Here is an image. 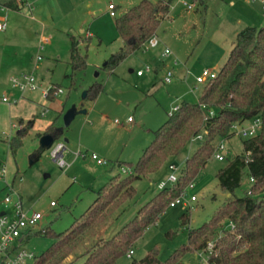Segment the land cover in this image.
Here are the masks:
<instances>
[{"label":"rangeland","instance_id":"374dc122","mask_svg":"<svg viewBox=\"0 0 264 264\" xmlns=\"http://www.w3.org/2000/svg\"><path fill=\"white\" fill-rule=\"evenodd\" d=\"M112 1L119 7L115 18L108 11L110 0H93L96 13L85 18L84 22V30L92 34V39L86 45H80L82 53L86 55V69L73 77L70 36L60 35L62 37L54 41L53 47L47 46L49 43H40L39 37L32 40V34L27 30L17 34L22 38L18 40L13 35L17 30L13 23L18 18L15 11L0 13V17L5 16L9 23L7 31L0 30V45L9 41L23 46L28 57L26 65L19 72L0 75V98L5 96L8 99V103L0 101V107L6 108V111H0V161L8 167L13 165L18 171L15 189L23 197L25 205L43 214L41 225L50 226L55 233L70 229L75 220L94 203L98 191L113 177L119 175L124 179L129 176L123 172L124 169H114V162L120 160L135 165L154 140V131L167 121L175 106L183 101L198 102L204 85H196V77L204 70L218 72L224 67L240 31L247 27H264V4L260 2L171 0L170 14L161 21L156 32L160 44L156 48L141 49L129 55L110 75L102 67L112 54L123 47L115 26L116 18L142 0ZM189 5L191 9H188ZM253 15L256 16L255 21ZM27 20L31 22L24 17L21 19L25 28ZM76 33L80 34V29ZM70 34L77 37L73 32ZM40 46H43L40 52L42 60L36 64ZM166 48L171 51L169 56L163 55ZM15 50L9 46L7 49L0 48V66L19 60L20 54H16ZM148 65L151 66L150 71L146 70ZM140 71L143 72L141 76L138 75ZM169 71L175 78L172 84L164 82ZM26 73L35 75L37 90L23 93L12 86L9 81L11 77ZM96 83L103 85V91L94 101L87 100V91ZM51 86L60 87L62 92L57 91L52 108L45 110L42 103ZM23 96L33 99L36 104L23 101ZM60 104L63 111L57 113L56 106ZM21 118L26 120L22 124L18 122L21 127H12V120ZM128 118H131L130 123L127 122ZM33 119H36L35 128L31 123ZM115 120L123 122V125L115 123ZM48 122H55L62 129L61 140L50 141L31 164L32 155L40 148L39 130ZM25 129L27 135L23 145L14 156L9 145L13 139L10 133L16 136L19 130ZM61 141L66 142L67 146L65 169L50 157L53 148ZM226 144L230 157L243 151L242 140L238 137H232ZM200 145L199 140L189 143L178 157L170 159L157 173L137 181L136 196L92 230L62 264L81 263L79 257L87 247L98 239H110L132 220L160 191L161 183L172 186L167 182L168 178L172 174H181L187 159ZM93 154L108 164L98 165ZM170 165L176 168L170 169ZM225 165L226 162H220L213 156L192 183L193 187L185 190L183 199L188 200V205L182 202L176 207L169 206L158 222L137 241L132 257H123L118 264H130L132 259H142L154 249L158 251L159 259L166 261L187 244L190 232L209 222L229 200V195L221 189L217 180L218 171ZM248 182L245 178L239 195L248 189ZM2 188L3 183L0 182V202L7 194L5 190L1 192ZM192 196L196 197V201L191 202ZM52 201L56 202V207H51ZM183 216L186 221L182 219ZM225 226L228 228L230 224ZM219 236H222L221 232ZM52 243L49 237L33 236L24 242L22 248L33 252L37 258ZM183 260L185 264L201 263L198 252L186 254ZM34 263L35 258L26 264Z\"/></svg>","mask_w":264,"mask_h":264},{"label":"trees","instance_id":"16d2710c","mask_svg":"<svg viewBox=\"0 0 264 264\" xmlns=\"http://www.w3.org/2000/svg\"><path fill=\"white\" fill-rule=\"evenodd\" d=\"M15 3L13 0L6 5L14 7ZM170 11L171 0H142L116 18L115 26L123 47L111 55L102 69L112 74L129 55L143 49ZM70 38L73 77L85 71L86 55L80 49L79 38ZM201 85L204 88L198 102L183 101L177 111L169 114L167 121L154 131V140L135 165L120 160L114 162V169L127 170L125 173L129 176L123 179L116 175L104 185L91 207L75 220L70 229L55 233L46 226L44 232L28 238L44 236L53 240L40 257H35L34 264H62L92 230L136 196L137 181L157 173L170 159L178 157L193 138L203 133L200 147L187 159L177 182L160 189L110 239H98L79 257L82 259L79 264H118L121 258L134 250L145 231L155 225L167 208L185 193L214 156L218 143L235 137L232 126H244L259 117L262 119L259 134L240 138L243 151L234 157L228 155L222 161L226 162L225 167L217 173L219 186L229 195L227 203L209 222L192 230L188 243L166 261L160 260L158 251L154 249L142 259H132L130 264H185L183 258L186 254L206 251L213 241L211 264H264V27H247L240 31L227 63L217 72L215 79ZM60 89L51 87L46 98L55 101V93ZM103 89L102 84L96 83L87 91L86 99L94 101ZM26 135L27 129L19 130L10 141L14 156ZM62 135V129L55 122L38 133V137L47 136L52 140H59ZM45 148L41 146L32 155V162ZM245 178L248 181L252 178L254 182H248V189L239 195ZM182 219L186 221L185 216ZM227 223L230 224L228 228L225 226ZM220 232L222 236H219Z\"/></svg>","mask_w":264,"mask_h":264},{"label":"built area","instance_id":"2783aa9c","mask_svg":"<svg viewBox=\"0 0 264 264\" xmlns=\"http://www.w3.org/2000/svg\"><path fill=\"white\" fill-rule=\"evenodd\" d=\"M17 2L25 3L27 5H30L29 0H17ZM247 2H260L264 4V0H247ZM192 6H188V9H191ZM109 10L111 12V16H116L115 12V5L110 4ZM10 8L6 6L5 4H0V12L6 13L9 12ZM9 28L8 20L5 16L0 17V30L1 31H7ZM49 41L48 38H44L43 42L47 43ZM160 44L158 36L154 35L152 36L149 41L145 44L143 49H152L156 48ZM40 50H43V46H40ZM171 54V51L169 49H165L163 55L169 56ZM38 60H41V56H38ZM147 71L151 70V66L148 65L146 68ZM138 75H143V72H138ZM217 76V72L211 71V70H204L200 76L196 77V85L205 84L209 80L215 79ZM174 80V74L169 71L167 72L166 76L164 77V82L166 84H171ZM10 82L12 83V86L15 89H18L21 92H27V91H35L38 89V83L35 75L33 73H26L22 76H14L10 79ZM49 91V90H48ZM48 91L45 93V97L47 96ZM58 92H62V90H58ZM57 93V92H56ZM55 93V94H56ZM0 101L3 103H7L8 99L7 97L0 98ZM179 109V105L175 106L170 114L177 111ZM128 121H131V118L128 119ZM117 123H119L118 120H116ZM262 128V119L255 118L252 120L251 123L247 125H233L232 126V134H234L235 137L238 138H251L255 137L259 134ZM204 138V134H199L197 137L192 139V142H195L197 140L202 141ZM228 140H221L217 147L214 154V158L220 162L224 161L226 157L230 153V149L228 148V145L226 144ZM66 148L64 144H57L53 150L50 153L51 159L56 162V164L62 168L65 169V166L67 165L64 160V154H65ZM93 159L97 161L99 165H104L107 162L103 159L98 158L97 155H92ZM108 164V163H107ZM175 165H170V169H175ZM125 173V170L123 171ZM7 174V169L5 165L1 167V176L2 178H5ZM178 180V176L172 174L167 182H169L171 185L175 184ZM250 183L254 182V179L249 180ZM167 187V184L161 183L159 185L160 189H163ZM193 184L189 186V188H192ZM6 196L4 199L0 202L2 204V208H0V264H26L29 260H32L35 258V254L33 252H29L26 249H23L22 246L28 238L37 232H44L46 229L45 225H41V222L44 218L43 214L41 212H38L32 208H29L25 206L22 196L19 193L18 190L15 189V187L8 183L6 184ZM185 196V193L182 194L176 201H174L171 204V207H176V205L181 204L184 202V205H188V200L183 199ZM196 201V197H191V202ZM51 206H56V202H51ZM215 246V243H210L206 251H201L199 253L200 257V264H211L210 263V257L213 253V248ZM133 254V251H131L127 257L131 258Z\"/></svg>","mask_w":264,"mask_h":264},{"label":"crops","instance_id":"0c3cea01","mask_svg":"<svg viewBox=\"0 0 264 264\" xmlns=\"http://www.w3.org/2000/svg\"><path fill=\"white\" fill-rule=\"evenodd\" d=\"M10 1H13V0H8V1L6 0L4 2L0 1V4L6 5ZM15 1H16V3L14 4V7H9V6L8 7L10 8V11H15L14 13L18 17L15 20H13V23L15 25L14 27L17 28V30H15L16 31L15 34H13V35H15V37H17L18 40H21L22 38L17 34L20 33V31H26L27 30L26 32H29L30 34H32V40H33V38H34V40H36L39 37L40 43H41V41H42V43H44L43 39L45 37H47L49 39V41L46 43V44L49 43L47 46L53 47L54 41L56 39H59L60 37H62L60 35H64L65 37L73 36L70 33L73 32V33L77 34L76 30L80 29V34H77V37L79 38L80 45L84 46V45H86L87 41L88 42L91 41L92 34L89 31L84 30V22H85V18H87L90 15L91 16L95 15V13H96V10L93 9V0H29L30 5L17 2V0H15ZM110 4L115 5V12H116V16H117V12H118L119 7L114 3V1L110 0V2L108 4V11L110 13V16H111V12L109 10ZM10 11H9V13H10ZM116 16H114V17L111 16V17L115 18ZM23 17L31 20V22H29L28 20L26 21V26H27L26 28L23 27V21H21V19H23ZM253 18L255 21L256 16L253 15ZM8 42L5 45L1 44L0 48L7 49V47L9 46V47H11V49H14V50L16 49L15 50L17 52L16 54H20V58H19V60L12 61V63L10 62L11 63V64L9 63L10 65L0 66V75L2 73L12 72V71L19 72L20 68L23 67L24 65H26L25 63L28 60L26 48H24L23 46H20V45L17 46L15 44L8 43ZM31 43H32V41L30 42V44ZM26 46H28V45H26ZM41 51H43V50H40V47H39L38 56H41V60H42V55L40 54ZM0 56H1V54H0ZM41 60H38V57H37L36 58V64H38ZM7 67H8V69H7ZM114 72L112 74H114ZM23 98H24L23 101H27V102L29 101V102H31V104L32 103L36 104V102L29 97L23 96ZM53 102L54 101H49L45 97L44 102L42 103V106H43V108H45V110L50 109V108H52L51 106L54 104ZM56 108H57L56 109L57 113H62V111H63V105L62 104H60L59 106L57 105ZM0 111H6V108L2 109V107H0ZM9 113H10V111H9ZM20 121H26V120H24L23 118H21L18 121L12 120V123H11L12 127L19 129L20 124L18 122H20ZM31 122H32V127L35 128L36 119L31 120ZM127 122L130 123V121H128V120H127ZM52 123L53 122H48L45 126L43 125L42 130L40 129L39 132H44L46 130V128H48ZM115 123H117L116 120H115ZM117 124L123 125V122L121 123L119 121V123H117ZM14 136L15 135H13V133H10V138H14ZM45 140H46L45 136L38 138V143H39L40 147L41 146L47 147L52 142L51 141L50 143H48V142L46 143ZM59 143L65 145V148H66L65 153H66L67 152V146L65 144L66 142L61 141ZM33 163L34 162L31 161V164H33ZM3 165H5V167L7 169V174H6L5 178H2V176H1V167ZM13 168H14L13 165H10V167H8L6 163L0 161V182L3 183V188L1 190V192H3L4 190L7 191L6 184H8V183L12 184L15 187L14 184H15L16 178L18 177V171H16L15 168L14 169ZM22 199H23V197H22ZM23 202H24V200H23ZM52 202H54V201H52ZM25 206H27V205H25ZM56 206H57V204H56ZM56 206H54V207H56ZM29 208H32V207L29 206Z\"/></svg>","mask_w":264,"mask_h":264},{"label":"water","instance_id":"95a60500","mask_svg":"<svg viewBox=\"0 0 264 264\" xmlns=\"http://www.w3.org/2000/svg\"><path fill=\"white\" fill-rule=\"evenodd\" d=\"M46 139H47V140H46V143H47V142L49 143L50 141H53L50 137H46Z\"/></svg>","mask_w":264,"mask_h":264}]
</instances>
